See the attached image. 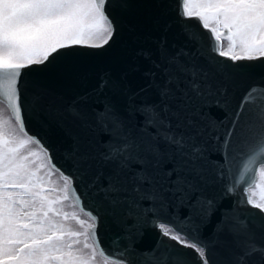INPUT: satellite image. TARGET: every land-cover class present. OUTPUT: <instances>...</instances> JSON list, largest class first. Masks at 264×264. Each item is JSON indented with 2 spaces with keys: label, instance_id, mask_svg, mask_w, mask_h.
Listing matches in <instances>:
<instances>
[{
  "label": "snow or ice",
  "instance_id": "1",
  "mask_svg": "<svg viewBox=\"0 0 264 264\" xmlns=\"http://www.w3.org/2000/svg\"><path fill=\"white\" fill-rule=\"evenodd\" d=\"M146 6L0 0V264H264V0H178L179 31L162 15L131 27L76 87L22 80L31 66L70 77L62 50L104 56L117 14Z\"/></svg>",
  "mask_w": 264,
  "mask_h": 264
},
{
  "label": "water",
  "instance_id": "2",
  "mask_svg": "<svg viewBox=\"0 0 264 264\" xmlns=\"http://www.w3.org/2000/svg\"><path fill=\"white\" fill-rule=\"evenodd\" d=\"M133 2L147 6L130 10L127 18L117 14V20L120 24V34L104 56L87 55L86 53L98 50L79 46L69 50H62V55L57 59L56 67L63 68L70 66L74 69L73 74L69 77L64 73H54L51 67L45 69L43 66H31L30 69L23 70L25 75L22 77V80L26 83V87L29 90L36 86L71 89L76 87L81 77L91 76L104 68L112 67L113 61L120 50L130 41L132 33L129 32V29L133 26L138 28L145 26L153 16L162 15L165 19L171 20L174 23V30L179 31V26L175 24L176 13L172 10V5L176 4L178 0H133ZM189 23L195 25L197 28H201V25L195 19L189 21ZM203 31L206 32L207 30ZM26 127L30 134L39 136L44 135L40 126L34 121H27ZM47 145L50 150H54V163L66 173L70 172L71 166L67 164L60 155L61 149L67 147V143L63 141L62 137L58 133H52L47 137ZM230 203V201H226L225 205L227 206ZM76 206L87 215V213L81 209L79 202L76 203ZM84 208L91 209L92 211L96 210L91 203L90 197L84 198ZM104 219L107 220V223L105 224L103 221L100 223L97 234L102 247L111 251L110 242L112 234L116 229L115 226L112 225L110 219L106 217ZM153 241L154 234L150 232L146 233L145 243H151Z\"/></svg>",
  "mask_w": 264,
  "mask_h": 264
},
{
  "label": "rangeland",
  "instance_id": "3",
  "mask_svg": "<svg viewBox=\"0 0 264 264\" xmlns=\"http://www.w3.org/2000/svg\"><path fill=\"white\" fill-rule=\"evenodd\" d=\"M258 191V190H257ZM71 202H69V204H70ZM67 207V210L69 211V212H71V211H76V212H79L80 213V216H81V218L82 219H88V216L84 213V212H82L77 206L73 209V208H71L70 206H66ZM74 223V222H73ZM97 259V264H103V258L102 257H97L96 258Z\"/></svg>",
  "mask_w": 264,
  "mask_h": 264
}]
</instances>
